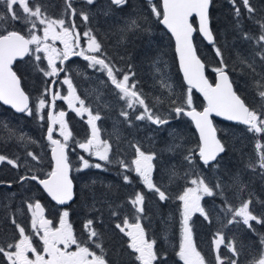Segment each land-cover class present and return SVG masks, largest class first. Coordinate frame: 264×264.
I'll use <instances>...</instances> for the list:
<instances>
[{"label":"snow or ice","instance_id":"obj_1","mask_svg":"<svg viewBox=\"0 0 264 264\" xmlns=\"http://www.w3.org/2000/svg\"><path fill=\"white\" fill-rule=\"evenodd\" d=\"M85 2L88 5H93L96 3V0H85ZM127 3L128 0H110V4L116 6V8H122ZM230 3H232L234 8L235 27L239 29L243 19L241 7L237 4V0H230ZM241 4L246 9L248 18L255 20L259 25V34L253 36L248 32L241 33L244 40L253 42L254 48L248 56H242L237 52V60L232 65L227 63L225 57L227 43L224 48H221L217 44L210 28L209 8L211 0H163L162 14L155 6L152 7V12L157 18H160L162 15L161 22L171 32L172 36L175 37L180 67L188 85L187 107L191 108L193 104L191 95L193 88L202 93L204 100L207 102L202 111H186L182 105L177 104L176 99L167 100L171 105L169 111L174 112L176 118H179L183 114L190 116L195 122L200 140L198 155L205 167L211 165L212 168H219L218 162L215 164H212V162L217 161L220 154L226 151L225 144L217 138V130L213 126L212 121L213 115L243 124L247 126V130L251 133H264V18L255 19L254 13L256 9L250 4V0H241ZM0 5H3L6 9L5 13L0 14V20L21 21L25 25H28L27 31L29 33L26 37L21 32L13 29L6 30L3 34H0V101L5 105H11L17 112H25L27 110L29 115H33V111L28 108L29 98L21 90L20 80L12 70V64L18 57L33 56L38 62L46 59L47 68H40V70L44 72L45 76L58 77L61 72L66 70L63 67L58 68L57 61L59 60L60 64L63 65L70 55H80L89 61V67L96 69L99 66L97 70L106 74L108 80L118 90L119 99L125 101L126 108L136 113L134 118H130L128 110H121L120 115L129 127L133 126L134 121L146 120L158 127L169 123L168 117L162 116L154 111L152 106L145 103L143 94L135 90L136 82L129 84L131 77L135 75V72L132 71V66L128 65V70L125 71L114 64L104 51L102 43L92 34L91 29L83 33V36L87 39V48L78 53L74 51L75 48L80 47L81 34L76 31L77 25L75 19L67 23L64 18L65 16L72 18L77 16V10L73 7L72 0H64V14L60 18L50 17L46 12L45 6L39 0H31V3L30 0H0ZM21 10L22 15L20 14ZM79 16L85 23L89 22L87 12L81 11ZM193 16L198 18L199 32L213 45L215 55L218 57V66L212 69L217 75L215 86L210 84L205 77V65L198 58L193 47L192 36L196 30L191 22ZM141 27L137 18H129L120 29L122 34L121 39L124 38L125 34L135 33ZM38 31H42L43 36L38 35ZM49 40L52 41L51 44L48 43ZM56 41H59L63 45V50L55 47ZM41 52L44 53L43 57L36 55V53ZM88 53L92 54L89 55ZM237 64L240 66L239 70L241 73L248 70L247 74L253 77L252 87L255 91V97H258V102L255 97L253 99V103L256 104L255 107L250 106L233 89V81L230 79V75L232 72L237 71ZM37 67L39 68L40 65L38 64ZM118 75L122 76V79L118 78ZM52 83L55 84L56 81H52ZM62 83L68 86V96L63 98L68 100L70 105H72L73 100H78L80 107L74 110L78 115H82L83 113L88 114L87 123L91 128V136L85 142L78 143V147L87 152L89 156H94L98 161L103 162L93 164L81 156L83 168L94 167L107 170L105 165L113 162L110 158L113 144L108 139L102 140L100 137L101 130L96 124V121L101 119L100 112L97 111L93 114L91 108L85 106V101L75 95V88L69 77L65 76ZM101 83H104V81H101ZM162 83H164L171 96V85L166 82ZM45 91L47 92V89ZM58 98H60L59 93L53 94V101ZM155 101L156 103H165L162 97H156ZM45 104V99L40 98L35 112L39 114L45 107ZM137 105L143 110L137 111ZM64 116L65 112L61 111L57 121L61 126V135L65 138L64 143L53 139L52 128H48V139L55 146L52 148L54 160L52 170L47 173L45 178H41L38 175L21 178V183L24 179L34 180L39 183L48 196L61 205L71 201L74 196L73 182L69 176L70 164L68 156L65 153V149L68 147L67 140L71 133L64 131L66 127L63 119ZM20 139H24L23 135L20 136ZM132 147L135 149V155L131 160V164H126L123 160L119 161L124 171H134L140 177L143 185L149 191L156 193L161 202L170 199V195L167 194L166 190H162L163 186L155 183L153 180V172L155 170L153 161L156 159V153L143 151L139 144H132ZM179 148H181L180 144H173L168 150L174 152ZM255 148L258 160L256 163H249L247 167L253 171L259 168V174L264 177V144L258 141ZM117 151H119L118 146ZM27 155L32 160L39 162L38 156L32 152H28ZM183 159L189 165L194 163L191 150L183 154ZM4 161H7L14 168L19 167L17 160L9 159L5 155L0 154V162ZM185 177H189L186 183L192 186L185 187L182 193L175 197V199L181 202V238L177 255L183 261V264H206L205 257L197 251L193 241L192 227L189 221L192 215L198 212L205 220L211 222L208 213L201 205V200L204 196L211 197L214 195L220 196L223 201L220 211L227 218L223 225L224 228L234 223H242L251 232L259 236V244L261 246L259 254L252 258L250 264H264V233L258 232L250 223V221H255L256 224H264V214L256 215L250 210L252 199L243 200L239 206L234 207L225 192V188L230 187V185H225L220 179H217L215 185L210 186L206 182L205 177L200 173H196L195 178H190L189 172H185L184 177H181L180 170L176 165H173L169 171V184ZM123 179L125 183L131 182L128 176H124ZM232 179L234 183H239L238 176ZM243 190L244 186L241 184L240 191L242 192ZM92 199L94 201L93 207H95L96 202H103L102 200L97 201L94 193L92 194ZM144 199V194L137 192L134 198H130L129 200L136 213L141 215L144 212ZM27 206L29 210H32V228L37 233L41 230L43 231V235L40 237L43 242V254L33 246L30 236L25 234L24 227L13 218L11 222L18 230L20 239L18 242H9L6 246L0 245V254L7 260V264H110V261L106 258L105 250L99 242L100 234L92 227V219L87 220L85 224V229L88 233L87 241L91 242L95 249L100 250L99 254L87 245L82 246L81 242L74 235L72 226L67 222L68 211L63 212L58 228L50 227L52 221L43 218L40 219V226L38 228L37 215L41 211V205L39 202H36L34 204L29 203ZM117 214L116 211L112 212L113 216ZM135 219L137 222L130 224L128 219L125 218L123 226L118 223L116 227L130 238L128 248L131 250V253L135 254V259L139 261V264H154L158 258V253L154 250L156 242L155 240L150 241L146 239L145 230L138 222L140 216H136ZM125 229L129 230L125 231ZM213 244L216 264H242L240 257L242 255L243 244L235 237L226 240L225 233L218 231L214 237ZM73 245L76 246V250L69 252L68 249ZM221 247L226 249L227 253H231V255L222 253ZM28 253H32L34 259H30Z\"/></svg>","mask_w":264,"mask_h":264},{"label":"trees","instance_id":"obj_2","mask_svg":"<svg viewBox=\"0 0 264 264\" xmlns=\"http://www.w3.org/2000/svg\"><path fill=\"white\" fill-rule=\"evenodd\" d=\"M41 4H43L46 8L47 14L52 17V18H60L64 12V0H39ZM105 4H109V7L111 8V12L115 16H120V17H125L127 15L134 14L133 12L136 11V16L140 21H144L145 23H142L143 27H149L151 28L152 26L157 27L159 31H164V38H167V42H164L163 44L160 43L159 39L152 40L155 44L150 50H146L147 44L151 39L147 40L144 35H140V39H138V91L143 94V97L145 98V103L148 104L149 106H152V102H154L155 98L158 95V91L156 88V83L157 80H153L152 76H148V73L140 70L141 64H147L149 65L150 63H153L155 61H161L163 62L164 60H167L171 62L172 65V70L175 76V79L177 82H179L180 89L182 92L188 91V88L185 86L182 76L180 74L175 52H174V42L170 35H168L165 30L161 28L160 25V18H157L156 15L152 12V7L155 6L159 12L162 14V7H161V2L160 0H155L152 3L146 2L145 0H128V3L123 6L122 8H116V6L111 5L109 0H103ZM31 3V0H30ZM73 7L75 9H79L77 11V17L82 21L83 28H85V25H88V23H85L79 16V13L83 11V8L81 7L80 0H72ZM237 4L240 5L241 7V14H242V22H241V27L237 29L235 27V16H234V8L232 3H230V0H212V7H211V24H212V30L215 35V39L217 44L221 47L224 48L225 44L227 43V48L225 50V57L226 61L229 65H232L234 61L237 60V52H239L242 56H248L253 48L254 44L252 41H246L242 38L241 33L242 32H248L249 34L256 36L259 34V25L255 22L253 19L248 18V13L246 9L243 8L241 4V0H237ZM250 4H252L256 12L254 13L255 19L259 20L261 18H264V0H250ZM99 5L98 3L95 4V6ZM133 7H138V15H137V9H133ZM97 11V10H95ZM133 11V12H132ZM6 12V9L4 8L3 5H0V14H3ZM96 13V12H95ZM22 15V10L20 12ZM66 17V16H65ZM70 17V16H69ZM101 21V19H100ZM148 22V23H146ZM102 24V21H101ZM123 24V23H122ZM147 24V25H146ZM193 24L196 25V21L193 20ZM97 27V25L95 24ZM119 23L115 22V25H113V28H111V35L110 37V42L112 49H114L117 52H122L121 48H117L115 45L114 41L117 35V29L119 28ZM28 25H25L21 21H11L10 19L8 20H0V34H3L6 30H17L21 32L23 35L28 36V31H27ZM104 29L103 27L101 28V34L103 39L105 38L104 35ZM116 37L114 38V36ZM142 43L144 44L142 45ZM195 44L198 50V54L204 61L207 67V72L210 80L212 82L215 81V73L212 70L214 67L218 66V57L215 55V49L213 46L207 45L200 35L197 33L195 36ZM154 57V58H150ZM32 57L24 60L23 62H19L15 66V70L20 76L22 80V85L25 89V91L30 95L32 99V111L33 115H26V114H15L12 110L2 106L0 104V154L5 155L9 159L17 160V163L19 167L14 168L12 165L8 164L7 161L0 162V171H2L5 176L0 174V182L3 179H12L13 180V186L12 190L13 191V198L15 200V197L18 200L16 201V204L19 205L23 200H27L29 198H33V200H42L44 202V205L50 204L53 207H56L49 199L48 196L39 188V186L32 180L30 179H24L23 182L21 183V178L23 177H30L32 175H38L41 178H44L47 176V173L52 170V162L50 158V153L48 154L49 158V164L48 168L45 171L38 172L37 170H32L29 162L25 161V158L28 156L27 155V150L25 149L24 144L21 143L20 141V136L23 135V137H26L31 134H36V131L34 128H39L38 126L41 127V140L44 144L50 146V144L47 141V131L49 128V121H48V106H46V111L44 115H42V119L39 120H44V122H39V120L36 117L35 113V104L37 102L36 96L38 95L39 92V84H34V71L31 69L29 65V60ZM150 58V59H149ZM159 63V62H158ZM144 67V66H143ZM240 66L237 64V71L231 73V79L233 81V84L235 85V90L236 92L243 97L246 102L250 105L255 107L256 104L253 103V99L255 97V91L252 87V82H253V77L248 73V70H245L244 73H241L239 70ZM26 80H28L30 86L27 84ZM47 85V84H43ZM44 88V86H43ZM42 96L46 98L47 103L50 102V92L49 93H42ZM185 94H183V99L182 101H179V103L182 105L184 108L187 107L186 99L184 97ZM191 95L193 99V104L192 108L196 109H202L204 108L205 104L202 98L197 95L194 91L191 90ZM159 96V95H158ZM255 99L258 102V97H255ZM61 102H57V107H59ZM65 104V103H64ZM142 109V108H141ZM63 111L66 112V121L68 123V128H69V133L71 135L69 136L67 140V145L70 154L72 153L75 155L78 153V148L76 145V140L80 141V137L82 134L86 133V128L87 125L83 122H79L75 120V116L73 114V110L69 111L68 107H64L62 109ZM183 121V122H182ZM174 123L180 125L181 123L192 129L194 132V128L192 126V123L184 116L182 115L181 118H176L174 117L173 120ZM7 125V127H5ZM162 128V126L159 128V130ZM37 130V129H36ZM159 130L157 132L159 133ZM243 129L238 128V132L242 131ZM241 133V132H239ZM238 133V134H239ZM243 134L247 135V132L243 130ZM9 135H13L14 137L12 139H7ZM240 136V134H239ZM238 136V137H239ZM248 136V135H247ZM76 139V140H75ZM20 141V143H19ZM226 142V141H224ZM227 143V142H226ZM229 144V143H228ZM146 149V147H144ZM197 147L193 144V150H196ZM230 146L228 145V149L225 152V154L221 157V159L218 161L219 163V168H212L211 166L207 168H202L203 171H205L208 175V177L212 179L211 183L214 186L213 182L216 183L217 179H220L223 181L225 178L228 177V173H231L232 175L235 174L234 176H239L240 179L245 180L244 182H241L242 185L245 184L247 190L246 193L247 197L256 194L257 198L252 199V204L250 205V210H254L256 212V208L258 207L259 209L264 208V177H262L259 173L260 170L259 168L256 169V171H253L251 168L247 167L249 163H256V160H253L252 162H249V155L248 151H251L252 149H241L238 146L239 153L235 150L234 152L229 151ZM149 153H158L155 148L149 147L147 149ZM252 153H256V148L252 150ZM196 161V157H195ZM115 165H118L119 162H114ZM198 164V159L197 163ZM154 165H155V170L153 172L155 183L162 185L163 189L164 185H168V178H162L165 173L162 170L163 175L160 173L159 168H160V162L158 160V157L156 155V159L154 160ZM108 166V165H105ZM120 164L118 165V167ZM108 170L110 171L109 174L115 173L116 170L112 166H108ZM26 169V174L24 173ZM238 168H240L238 170ZM243 168V170H242ZM246 168V169H245ZM188 171H195L194 169L191 170L189 166H186L185 168ZM114 170V171H113ZM241 171V173L239 172ZM216 174H215V173ZM1 173V172H0ZM110 174V175H111ZM104 173H101L102 178L99 180H105V176H103ZM114 179H117V175H111ZM191 177H194L192 175ZM72 178L75 183V187H77V181H76V174L74 171H72ZM163 179V182L161 181ZM206 181L210 182L209 179L205 178ZM111 181H115L112 178H110ZM134 180H138V192H141L144 194V212L143 214H139L140 219L139 223L141 226L144 228L145 233L147 235V238L149 236L150 239L148 240H155V246L154 250L158 253V258L154 262V264H183V262L180 261L177 252L179 251V248L177 246V241L180 239L181 235L179 234V230H181V207H180V202L175 199V195H170L171 193L175 194L173 192V189H168L167 188V194L170 195V199L161 202L158 198V195L152 191L147 190V188L143 185L141 182L140 178L134 177ZM233 181V180H232ZM106 190H112V185L105 181L101 182ZM225 184V183H224ZM228 184V183H227ZM225 184V185H227ZM210 184V186H212ZM86 187V183L82 184V188L84 189ZM184 188H176V191L178 194L181 190ZM231 189V188H230ZM93 193L96 195V189L93 188ZM232 190L236 191V188H232ZM79 191V197L77 196V192ZM215 191V189H214ZM232 191L229 192V189L225 188L226 195L230 201V203L235 207L239 206V204L243 200H247L249 198H243V199H238L236 196V192ZM127 193V192H125ZM135 190L132 194L134 195ZM36 194V195H35ZM6 194L3 196V189L0 188V245H5V242L3 241V234H6V231L9 229H14L15 225L12 224V219L14 218L17 220V212L19 208H13L12 207V202L10 206L8 203H4L6 199ZM111 196L113 195H104L101 197L99 195V199L103 200V197L106 201L111 203L109 207H112L114 211L119 213L120 211L122 212L120 215H123V209L126 205L129 204L130 194H124V199H120L119 201H116V199H113ZM83 194H82V189L79 188L78 184V190L75 189V200L71 205L65 208H59L63 209L69 212V223L70 225L79 229H85V224L87 220L92 219L93 220V225L92 227L100 234V239L99 242L102 244L105 253H106V258L110 261V264H139V261L135 259V254L131 253V250L128 248V243H130V238L126 236L123 232L120 231L116 227V224L118 221H114L115 219L111 216L112 213L107 211L106 214L108 215V218L103 221V219L100 217L98 218H91L95 213H102L99 212L101 208L104 210L105 204L102 206H98L97 210L90 213L87 210L85 211L83 206ZM33 203V202H32ZM115 203H118L119 206H122V208L115 207ZM123 204V205H122ZM223 205V201L220 196L214 195V196H206L204 200V208L205 211L208 213L210 221L205 220L199 213L194 214L190 220V225L192 227V234H193V239L195 241L196 248L200 252V254L205 257L206 264H216L215 261V251H214V244L213 240L218 231H223L225 234L228 232L229 235H225L226 240L231 239L235 237L239 242L243 244V250H242V255L240 257L242 264H250L252 258L254 256H257L259 254V249H260V244H259V236L251 232L247 226L243 225L242 223L240 224H232L231 228L227 230V228H224V226L219 225L217 226V221H216V215L220 213V217H222L225 222H226V217L224 216V213L220 211V206ZM117 206V205H116ZM172 207L174 212L172 213L169 209ZM92 209V207L90 208ZM28 210V208H26ZM20 211V210H19ZM51 212V210H50ZM52 213V212H51ZM264 213V211H262ZM119 215V216H120ZM138 215L133 214H125L123 216H126L128 219H130L129 223H135L137 222L135 217ZM157 215H162L163 217L165 215H172L174 218V224L175 228L174 231H178V233H175L174 238V243H173V248L175 245V248L173 250H170V245L167 244V242L163 239L164 230L163 227L161 226L159 221H152V218L156 219ZM122 216V217H123ZM75 217V220H74ZM99 217V216H98ZM180 217V221L178 220L177 223V218ZM119 218V217H118ZM239 219V218H237ZM28 220H25L24 226L25 228H28L26 225ZM149 221V223H148ZM250 223L253 225L254 228L258 230L260 233H264V224H256L255 221H250ZM11 224L13 226H11ZM219 224V223H218ZM78 225V226H77ZM73 229V228H72ZM153 229V231H151ZM127 231V230H125ZM87 232V231H86ZM87 236L88 233L85 235V237H81L84 240L81 243L82 245H87L90 246V248L94 249L97 253H99V249H95L94 245L91 244V242L87 241ZM206 245H209L211 250L209 249L207 251ZM221 252L222 253H227V250L221 247ZM227 255H231V253H227ZM3 260L2 254H0V264H3L1 262Z\"/></svg>","mask_w":264,"mask_h":264},{"label":"rangeland","instance_id":"obj_3","mask_svg":"<svg viewBox=\"0 0 264 264\" xmlns=\"http://www.w3.org/2000/svg\"><path fill=\"white\" fill-rule=\"evenodd\" d=\"M97 3H98V0H96L95 4H97ZM95 4L88 5L87 3H85V7L81 6L83 8V11L87 12L89 15V23H88V25H85L86 30H88L90 22H93L94 25L96 24L98 27L102 28L101 21L103 22L105 19L107 21V23L109 22V27L113 28V25H115V22L117 20V22L120 25L119 28L117 29V33L119 35H117V37H116V35L114 36V38L116 37L114 43L117 46V48L123 49V48L133 46L134 42H136L138 39H140V35H144L145 38H147V40L151 39L148 43H146L147 44L146 50H150L154 46L155 43L152 40L156 41V39H159L160 43H162V44L164 42H167V38H164V31H159L158 28L154 27V26H152L151 28L143 27L142 23H145V22L140 21L138 19V17L136 16V11L135 12L132 11L134 14L130 13L129 15H127L125 17H120V16L113 15L111 12V8L109 7V4H105L103 2V0L99 1V3H98L99 5L95 6ZM135 8H137V7H133V9H135ZM95 10H97V11H95ZM62 11L64 12V10H62ZM137 15H138V12H137ZM66 17H69V16H66ZM131 17L137 18L142 27L140 30L136 31L135 33L125 34L124 38L121 39L122 34H121L120 29L124 26L126 21H128L129 18H131ZM100 19H101V21H100ZM146 23H148V22H146ZM37 34L42 36L43 32L38 31ZM125 38H128V39L126 40ZM129 38H131V39H129ZM143 44L144 43H142V45ZM146 44H144V46ZM150 58H154V57H150ZM119 64L124 66V64H128V63L127 62H121ZM172 65L173 64L167 60H164L163 62L158 60V61H155L153 63H150L149 65L141 64V66H140V70L148 73V76H150V77L152 76V78H154L153 80H157L156 88H157V91L159 92L158 93L159 96L157 95V97H162L165 100V103H162V104L156 103V101L154 100V102H152L153 110L158 112L162 116L168 117V119H171V118L174 119V117L176 115L174 112L169 111L171 105L167 102V100L174 98V99H176L177 103H179V101H182V99H183V94H185L184 95L185 98H187V95H188L187 90L184 92L181 91L179 82H177L175 79V76H174V73L172 70L173 69ZM28 66L29 65H27V68H28ZM67 77L70 78V75H67ZM75 77H76L75 82H77V83H74V79L71 78L72 83L74 85H76V88L74 87L75 88V95L77 97H79L80 99H83L85 101V106L90 107L92 111H93L92 107H94L95 109H98V111L101 112V120H99V121H101L100 128L104 132L103 133L104 135H102L100 137L102 140L108 139L109 142L113 144V148L115 149V151L117 153H119V154L116 153L117 155L112 154L113 162L115 161V159L119 158L120 161L123 160V161H125L126 164L130 165L131 160L134 158V155H135V153H134L135 150H134V147H132V144H139L141 149L145 152H149L147 149L149 147L150 148L153 147L158 152V153H156V155H157L158 160L160 162V168H159L160 173L163 175L162 170L165 173H167V175L165 174L162 178H165V177L168 178L170 169L172 168L173 165H176L180 170V176L181 177H184L185 172H189L190 178H195V174L200 173L202 176L209 179L210 182H208V181H206V182L209 183V185L210 184L212 185L211 177L210 178L208 177L207 173L205 171H203L202 168L199 166V163L195 164V163H197L198 158H196V161H195V158H193L194 163L192 165H189L187 163V161H185L183 159L184 153H188L191 150L192 157H193V153H194V150H193L194 137L192 135V132H194V131L192 129H190L189 127H187L186 125H184L185 123L184 124L181 123L180 125H178V124L173 122L170 124L162 125V128L159 130V128L154 126L150 121H146V120L145 121H134L133 126H131V127H138V136L136 137L133 134H131V136L129 137L127 135L129 133L125 132L124 133L125 138L128 140V141H126L127 146L124 147L122 145H119L117 138H119V137L121 138V136H122L123 131H122L121 127L124 130L126 129V127H129L128 124L124 121V118L120 117L121 116L120 112L122 109L128 110V111H130L131 109L126 108V104L124 105L123 100L119 99L118 93L115 92L114 89L111 88V89H109V92L108 91L106 92V88L104 87L105 81L103 80V77H101L97 74L94 75V73L90 74L89 72L88 73L87 72L78 73V74H76ZM55 78H58V77L46 76V78H45L44 75L39 74L38 69H36L34 71V80H35L34 84L40 85L38 95L36 96L37 102H36L35 106H37L38 100L40 98H44L40 92L44 93V92H46L45 91L46 88H48V87H46L44 90L43 86H45V85H43V84L44 83L48 84L51 82V79H55ZM64 78H65V76L63 77V79ZM101 81H104V83H101ZM26 82L29 86L31 85V84H29L28 80H26ZM162 82H166L167 84L171 85V87H172V95L171 96L169 95L168 89L164 86V83H162ZM49 92L50 91L48 89L46 93H49ZM50 94H51V92H50ZM59 95H60V98H58V100H60L62 102L66 101L68 103V106H69V111L73 110L76 114L77 112L74 109H77L80 107L78 100H73L72 105H70L68 100L63 98V97L68 96V87L65 88L64 90L60 91ZM44 99L46 101V98H44ZM116 101L119 102L117 105L115 103ZM113 102H114V105H113ZM76 103H78V104H76ZM46 106H48V110H49L50 102L47 103V101H46L45 107L40 111L39 114H37L35 112L38 120L43 118L42 115H44V113L46 111ZM35 109H36V107H35ZM142 110L143 109H141L138 106V111H142ZM83 114H85L86 116L88 115L87 113H83ZM118 115H120V116H118ZM132 118H134V116ZM58 119H59L58 113H56L54 121L56 123V126L61 128L60 124L57 122ZM39 122L43 123L44 120H39ZM64 122H65V119H64ZM65 125L67 126L66 122H65ZM38 127L39 128H34V130L36 131V134L28 135V136L24 137V139H20V141L22 144H24L23 147H25L27 152H32L34 155L38 156L39 162L32 160V158L30 156H27L25 158V161L29 162L32 170H37L40 173L42 171H45L48 168V164H49L48 154L50 153L51 145L48 146L42 142V140H41V130L42 129L40 126H38ZM65 129H66V127H65ZM67 130H68V128H67ZM157 130H159V133L157 132ZM132 131H134V130H132ZM239 132H241V133H239ZM239 132L238 133L240 134V136L237 133V134H235L236 137H233L232 139L230 137H228V133L227 134L225 133V135H227V137H228V143L230 146L229 151L234 152L236 150L237 153H239V150H241V149H243V150L249 149V148L252 149V145L254 144L255 139L253 137L249 136L248 133H247L248 136L244 135L243 130L239 131ZM81 136H84V134H82ZM237 136H239V137H237ZM13 137H14L13 135H9L7 137V139H12ZM79 139H81V137ZM135 139L138 142H134ZM20 141H19V143H20ZM256 143H257V141L255 142V145H256ZM173 144H180L181 148L177 149L174 152L169 151L168 150L169 147ZM117 146L119 148V151H117ZM238 146L241 149H238ZM144 147H146V149ZM79 149L80 148H78V150ZM252 152L253 151L251 150V151H248V153H246L247 155H249V157H248L249 162H252L253 160H256V161L258 160L257 152L255 154ZM84 154H85V156H87V159L89 160L90 163H93V164L94 163H103L102 161H98L94 156H89L87 152H84ZM78 163H80L81 167H83V163L79 157L76 159V163H75L76 167L79 168L80 165H78ZM153 164H154V161H153ZM111 166L114 168V170H116V174L114 172L111 174V175H117L116 181L113 182L110 180V178H112V176L110 174L106 175L104 178L105 180H103V181L109 182L112 185V188H113L112 190H110V189L106 190V188L103 185H101V183H97L99 181V179L102 178V176H100V178L98 179V176L94 175L95 173L94 174H88V175L87 174H79L82 176H89V177H85V178L83 177V179L85 180L84 182H86V187L84 189L82 188V194H83V197H82L83 206L82 207L84 208V210L85 211L87 210L88 212L92 213L98 209L97 208L98 206H100V205L102 206L103 204H105L104 210L101 208V210L99 211L102 213H95L91 218L94 217L95 219L96 218L99 219L101 217L103 219V221H105L108 218V215L106 214V212L109 211L112 213L114 211V209L112 207H109L111 205V203L106 201L104 199V197H103V200L101 199L103 201L102 203L96 202L95 207H93V203H94V201L92 199V194H93L92 189L93 188H95L97 190L96 191L97 201H101L99 199V195L102 197L103 194L104 195H108V194L113 195L111 197L113 199H116V201H119L120 199L121 200L124 199L123 198L124 194H128V192H129L130 197H131L134 190H135V186H133V187L127 186L126 189H123L122 184H124L123 183L124 179L122 180V177L127 176L129 174L130 175L129 178H133V179H134V177L140 178L136 175V173L134 171H124V169L121 166L119 168H121L122 171H120L118 166L115 164L113 165V163L111 164ZM186 166H189V168H191V170L194 169L195 171L190 172V171L186 170L185 169ZM91 168L94 169V167H90V169ZM26 169L27 168H25V171H24L25 174H26ZM239 169L240 168H238V170ZM84 170H87V169H84ZM242 170H243V168H242ZM87 171L89 172V170H87ZM0 172H1L0 173L1 175L5 176V174L2 171H0ZM239 172L241 173V171H239ZM154 175H153V180L155 182ZM192 175H194V177H191ZM234 175L235 174L232 175L231 173H228V177L222 181L223 183H225V184L228 183L227 185H230V187H226L227 189H229V192L232 193V191H235V190L231 191V189L236 188L235 192H236V196L238 197V199H243V198L254 199V198H257L255 193H254V195L247 197L248 192L246 193L247 188H246L245 184H243L244 190L241 192L240 191V185L242 184L241 182H244L245 180L240 179V175L239 176L237 175L239 177V183H234L232 181L233 180L232 178L236 177ZM188 178L189 177L178 179L174 183H171V184H169V180H168V182H167L168 185L167 186L164 185L166 192H167V188L168 189L174 188L173 192L175 194L171 193L170 195H173V196L175 195V197H176L177 195H179L178 192L176 191V188L180 187L182 189L185 187L192 186V185L186 183ZM161 181L163 182V179H161ZM87 182H90L91 184H88ZM1 183L4 184L3 186L0 187L3 189V196L5 194L7 195L4 203H8L9 204V205H7V207H8V206H10V204L12 202L13 203L12 207L13 208H19V210H20V211L18 210V212H17V217H16L17 220L16 221L23 223V222H25V220L28 217L26 226L29 229L34 230L32 228V224H31L32 210H29L27 205L29 203H32V202L34 204L36 200H33V198H29L25 201L23 200V202H21V204L17 205L16 201L18 200V197H17V199L15 197V200H14L13 191H11L12 189L5 187L8 185H11L13 183V180L5 178L0 182V184ZM213 184L215 185L214 182H213ZM162 190H164V189H162ZM124 192H127V193H124ZM179 193L181 194L182 190ZM134 196L135 195H133L132 198H134ZM205 198H206V196H204L203 199L201 200L202 207H204ZM115 204L117 205V206L115 205V207H118L120 209L122 208V206H119L118 203H115ZM180 204H181V202H180ZM91 207H92V209H90ZM26 208H28V210H26ZM169 210L170 211L172 210L171 211L172 213L174 212L172 207ZM121 213L122 212L120 211L115 216L111 215L115 219L114 221L117 220L118 223L121 224V226H123V220L125 218H127L126 216H123L126 213L128 215L131 213V214H133V216L138 215V213H136V211L133 208L131 203L124 207L123 215H120ZM194 214H196V213H194ZM194 214L192 216H194ZM130 219H132V217ZM130 219H128V221H130ZM178 220L180 221V217L177 218V223H178ZM152 221H154V222L159 221L160 222L161 226L163 227L164 234H165L163 236V239L167 242V244H169L171 246L170 250H173L175 248V245L173 248V243L175 241L173 237H175V233H178V231H174L175 224H174V218L172 217V215H168V216L165 215L164 217L162 215L161 216L157 215L156 219L153 216ZM216 221H217V223H216L217 226H219V225L222 226L225 223V220L222 217H220V213L216 215ZM148 223H149V221H148ZM189 223H190V221H189ZM37 227L39 228V218L38 217H37ZM13 228L15 229V227H13ZM230 228H231V225H229L227 227V230H229ZM125 230L128 231L129 229H125ZM151 231H153V229H151ZM179 234L181 235V230H179ZM225 235H229V233L227 232ZM9 236H12V234H10V232H6L5 237L8 238ZM146 239H150L149 236L147 238V235H146ZM193 241H194V239H193ZM194 243H195V241H194ZM179 244H180V239L177 241L178 248H179ZM197 248H198V246H197ZM206 248H207V251L209 249L211 250L209 245H206ZM181 262H183V261H181Z\"/></svg>","mask_w":264,"mask_h":264},{"label":"flooded vegetation","instance_id":"obj_4","mask_svg":"<svg viewBox=\"0 0 264 264\" xmlns=\"http://www.w3.org/2000/svg\"><path fill=\"white\" fill-rule=\"evenodd\" d=\"M99 1L100 0H98V3H99ZM85 3H86L85 0H80V4H81L82 7H85ZM136 9H137V12H138V7ZM77 11H79V9H77ZM64 18L66 19V22L67 23H70L72 19H75V23L77 25L76 31H78L81 34L80 47L75 48L74 51L78 53L81 50L86 49L87 48V39L83 36V33L86 31V27L82 29V27H83L82 21L77 16L74 17V18H72V17H70V18L69 17H64ZM101 25H102V27L104 29V31H103L104 32V35H105V38L104 39H103L104 36L102 37V34L100 32L101 31V27H98V26L96 27L93 24V22H90L89 27H88V30L91 29L92 34L95 35L97 37L98 41H100L102 43V46H103L104 51L108 54L109 58L112 60V62L114 64H116L118 67L121 66L120 68H123L125 71L128 70V65H131L132 66V71L135 72V75L131 77V79L129 81V84H131L132 82H136V89L135 90L138 91V40L136 42H134V45L133 46H130V47L121 49L122 52H117L114 49H112V46H111L110 37H112V35H111V27H109V22L107 23V21L104 19V21L102 22ZM42 36H43V34H42ZM125 39L127 40L128 38H125ZM129 39H131V38H129ZM48 43L51 44L52 41L49 40ZM32 47H35V46H32ZM55 47H57L58 49L63 50V45L59 41H56ZM88 54L91 55L92 53H88ZM36 55H40V56L43 57L44 56V53L43 52L36 53ZM30 57H32V58L29 60V67H31V69L33 71H35L36 69H38L39 70V74L40 75H44V72L41 71L40 68H44V69L47 68V60L44 59L42 62H38V61H36L34 59L33 56H27L24 60H26V59H28ZM121 57H122V59H121ZM23 61H20V62H23ZM121 62H127L128 64H124V66H122L121 64H119ZM38 64L40 65L39 68L37 67ZM57 67L58 68L59 67H63L66 71L61 72L60 75L58 76V78L51 79V82L44 86V90H45L46 87H48L46 89L47 90L49 89V91L51 92V94H52V92L54 94L59 93L60 91H62L65 88L68 87L66 84H63L62 83V80H63V77L64 76L70 75V79L73 78L74 79V83H77V82H75V78H76L75 76H76V74L81 73V72H87V73L89 72L90 74H93L94 73V75L97 74V75L103 77V80L105 81V86L104 87L106 88V92L107 91L109 92V89L112 88V89H114L115 92L118 93V90L115 89V86L111 84V82L108 80L106 74L103 73V72H101V71H98L97 70L99 68V66H97L96 69L90 68L89 67V61L85 60L80 55H70L69 58L64 61L63 65H61L60 64V61L58 60L57 61ZM45 78H46V76H45ZM118 78H121L122 79V76H119L118 75ZM52 81H56V83L53 84ZM73 87L76 88V85L73 84ZM57 102H61L63 104H61L59 107H57ZM115 103L117 105L119 102L116 101ZM123 103L125 105V101L124 100H123ZM76 104H78V103H76ZM113 105H114V102H113ZM65 106L69 108L68 103L66 101L65 102H62V101H60L58 99L55 100V114L58 113V117H59V113L61 111H63L62 109ZM92 108H93V111L92 112H93V114H95L98 111V109H95L94 107H92ZM191 108H187V109H191ZM187 109L185 108V110H187ZM202 109H200V110H202ZM137 111H138V105H137ZM63 112H65V111H63ZM129 112H130V118H132L136 114V113L132 112L131 110ZM55 114H54V120H55ZM73 114L75 116V118H74L75 120H77L79 122H83V123H85V125H87V127H85L86 128L85 129L86 130V133L84 134V136H81L80 141L75 139L76 140L75 147L77 146V148H79L78 147V143L85 142L87 138H90V136H91V128H90V125L87 123L88 115L87 116L85 114L78 115L77 113H76L77 114L76 115L74 111H73ZM100 115H101V112H100ZM118 116H120V115H118ZM181 116L179 118H181ZM120 117H122V116H120ZM63 119H65V122L67 124L66 129H64V131L69 132V128H68L69 126H68V123L66 121V112H65V116H64ZM173 120L174 119H172V118L169 119V123L168 124L173 123ZM100 123H101V121H96V124H97L98 128L101 130ZM214 123H215L216 129H217V132H218L219 139L226 146V151H227L228 145H229L228 144V137H230L231 139L233 137H236L235 134L238 133V128H241V129L245 130L249 134V136H251V137H253L255 139L254 140V144L252 145V150L255 149V142L256 141L257 142L259 141L261 144H264V133H259V134L251 133V132H249L247 130V126H245V125L235 124V123L227 122V121H224V120H214ZM154 126H156V125H154ZM192 126H193V124H192ZM156 127H158V126H156ZM160 127L161 126H159L158 128H160ZM67 128H68V130H67ZM193 128H194V126H193ZM121 129H122L123 133H122L121 138L120 137L117 138L118 144L126 147L127 146L126 141H128V140L125 138V134L124 133L125 132L129 133V134H127L129 137L131 136V134H133L134 136L137 137L138 136V127H126L125 130L121 127ZM132 130H134V131H132ZM194 130H195V128H194ZM103 133L104 132L101 130L100 131V136L104 135ZM225 133L226 134L228 133V137H227V135H225ZM192 135L194 137L193 144L195 145V147H197V149L194 150L193 158H195V157L198 158V163H199V166L200 167L202 166L203 168H207V167H205L201 163V161L199 159L198 146H199L200 140H199V137H198L196 131L195 132H192ZM53 137L56 138V139H58V140H60L61 143H64L65 142L64 136L61 135V128L57 127L56 126V123H55V126H54ZM46 138H47V136H46ZM224 141H226L227 143L224 142ZM134 142H138V141H136V139H135ZM66 151L68 153V158H69L70 165H71V172L74 171L75 174H76V181H77V185L76 186L77 187H75V189H77V190H78V184H79V188L82 189V184L86 183V182H84L85 180L83 179V177L84 178L85 177H89V176H82V175H79V174H87L88 175V174H94L95 173L94 175L98 176V179H99L100 176H101V173H104L103 176L109 175V172L110 171L108 170V168H109L108 166H111L112 163L114 165V162H119L120 161L119 158H117L111 164H107L108 166H105V168L107 170H101V169H97V168H94V169L91 168L92 169L91 170L90 168H86L87 170H89V172H88L87 170H84L85 168L81 167V164L80 163H78V165H80L79 168L76 167V164H75L76 163V159L78 157L80 158L81 156H83L85 159H87V156H85L83 150L79 149L78 150V153H76V155H73L72 153L70 154L68 147L66 148ZM225 152H224V154H225ZM116 153L117 152L113 148L112 149V152L110 153V158L112 159V154H116ZM134 153H135V151H134ZM117 154H119V153H117ZM221 157H219L215 163H217L221 159ZM215 163H213V164H215ZM120 166H121V164H120ZM77 169H82V170H79L78 171ZM119 169H120V171H122L121 168H119ZM127 176L129 177L130 175L128 174ZM112 179L116 181V178L114 179L112 177ZM129 179L131 181L130 183H125V181H123L124 184H122V188L123 189H126L127 186H132V187L135 186V193H134V195H135L138 192V180L135 181L133 178H129ZM122 180H123V177H122ZM115 181H113V182H115ZM101 182H104V181L103 180H99L97 183H101ZM87 183L88 184H91L90 182H87ZM3 185L4 184L1 183L0 184V187L3 186ZM12 186H13V184H11L10 186H5V187H8V188H11L12 189ZM77 196L79 197V191L77 192ZM36 202H39L41 204L42 208L44 209V214H42V215L41 214H38L37 215V217L39 218V226H40V219L43 218V219H47V220H51L52 221V224L50 225V227H52V228H58L60 226V218L62 217L63 212L66 211V210L59 209V208H65V207H59L56 204H54L52 201L51 202L56 207H53L50 204H46V206H45L44 205V202H42V200L35 201V203ZM129 204H130V202H129ZM50 210H51L52 213L50 212ZM252 211L256 215L264 214V213H262V211H264V208L259 209L257 207L256 208V212H254L253 209H252ZM68 218H69V216H68ZM68 218H67V222L69 223ZM74 220H75V217H74ZM18 223L21 226H24V223H21V222H18ZM13 225L11 224V226H13ZM72 228H73L72 230H73L74 235L82 243L83 242L82 240H84L83 238L87 234L86 230L76 228V227L73 226V224H72ZM24 229H25V234L30 236L31 242H32L33 246L35 248H37V250L41 254H43V242L40 239V237L43 235V231L41 230L39 233H37L36 231L31 230L29 228H24ZM6 232H10V234H12V236H9L8 238H6L5 237L6 234H3L2 235L3 238H4L2 242H5V245L4 246H6L9 242H18L19 241V239H20L19 232L16 229V227H15V229H9ZM81 237H83V238L81 239ZM195 245H196V243H195ZM82 246H85V245H82ZM61 247H63V246L61 245ZM75 250H76V246L75 245H73L72 247H70L68 249L69 252L75 251ZM92 250H94V249L92 248ZM28 255H29V258L30 259H34V256H33L32 253H28ZM1 262L3 264H7V260L4 257H3V260H1Z\"/></svg>","mask_w":264,"mask_h":264},{"label":"water","instance_id":"obj_5","mask_svg":"<svg viewBox=\"0 0 264 264\" xmlns=\"http://www.w3.org/2000/svg\"><path fill=\"white\" fill-rule=\"evenodd\" d=\"M145 1H147V2H154L155 0H145ZM160 2H161V6H162V12H163V0H160ZM211 7H212V0H211V5H210V8H209V20H210V28H211V30H212V24H211ZM161 20H162V18L160 19V25H161V27L170 35V37L172 38V40H173V42H174V52H175V56H176V60H177V64H178V68H179V71H180V74H181V76H182V79H183V82H184V84L188 87V85H187V82L185 81V79H184V74H183V71H182V69H181V67H180V61H179V54L176 52V42H175V37H173L172 36V34H171V32L166 28V26L161 22ZM193 20H195L196 21V25L197 26H195L194 24H193ZM191 22H192V24H193V27H194V29H196L194 32H193V36H192V41H193V47H194V49H195V51H196V54H197V56H198V58L201 60V62L205 65V71H204V74H205V77L208 79V81H209V83L210 84H212L213 86H215V83L217 82V75H216V73H215V81L214 82H212L211 80H210V78H209V76H208V72H207V67H206V64L204 63V61L202 60V58L200 57V55L198 54V50H197V47H196V44H195V36H196V34L198 33L199 35H200V37L202 38V40L207 44V45H209V46H213L212 44H210L205 38H204V36L199 32V23H198V18L197 17H195V16H193L192 18H191ZM212 32H213V30H212ZM213 35H214V33H213ZM214 37H215V35H214ZM28 55H26V56H24V57H18L14 62H13V64H12V70L17 74V78L20 80V87H21V90L25 93V95L26 96H28V108L29 109H31V106H32V100H31V97H30V95L25 91V89L23 88V86H22V80H21V78H20V76L18 75V73L15 71V69H14V67H15V65H16V63L17 62H19V61H22V60H24L26 57H27ZM230 79H231V76H230ZM232 80V79H231ZM233 89H234V91H236L235 90V87H234V84H233ZM197 95H199L201 98H202V100L204 101V103H205V106H206V104H207V102L204 100V97H203V95H202V93H200L197 89H195V88H193L192 89ZM53 92H52V94H51V97H50V109H49V114H48V121H49V127H51L52 128V138L53 139H55V140H58V139H56V138H54L53 137V133H54V125H55V121H54V114H55V101H53L52 100V96H53ZM238 94V93H237ZM239 95V94H238ZM0 104L2 105V106H4V107H6V108H8V109H10V110H12L15 114H27V115H29L28 114V112H27V110L25 111V112H17L11 105H5L2 101H0ZM192 110H195V111H202V110H198V109H196V108H191V109H187L186 111H192ZM188 120H190L191 122H192V124H193V126H194V128H195V131H196V133H197V135H198V137H199V132H198V130L196 129V127H195V122L192 120V118L190 117V116H187V115H184ZM51 117V118H50ZM214 120H224V121H227V122H232V123H235V124H240V123H238V122H235V121H228V120H225L223 117H217V116H215V115H213L212 116V121H213V126L216 128V126H215V123H214ZM241 125H243V124H241ZM217 130V129H216ZM217 138L219 139V137H218V132H217ZM47 140L50 142V144L52 145V143H51V141L48 139V131H47ZM60 141V140H59ZM61 142V141H60ZM53 147H55L54 145H52V148ZM65 153H66V155L68 156V153H67V151H66V149H65ZM224 153H221L220 154V156L219 157H221L222 155H223ZM50 156H51V160H52V164H53V167H54V160H53V156H52V149H51V152H50ZM218 157V158H219ZM217 158V159H218ZM216 161H214V162H212V164L213 163H215ZM202 163V162H201ZM70 164V163H69ZM69 176H70V178L72 179V176H71V166H70V172H69ZM32 181H34V180H32ZM38 186H39V188H41L43 191H44V189H43V187L39 184V183H37L36 181H34ZM72 182H73V193H74V196H73V199L71 200V201H68L67 203H65V204H63V205H61V204H58L56 201H54V200H52V198L50 197V196H48V194L44 191V193L50 198V200L53 202V203H55L56 205H58L59 207H67V206H69L70 204H72V202L75 200V184H74V181L72 180ZM9 186V185H8ZM41 205V204H40ZM38 214H44V209L42 208V206H41V211H39V213Z\"/></svg>","mask_w":264,"mask_h":264},{"label":"bare ground","instance_id":"obj_6","mask_svg":"<svg viewBox=\"0 0 264 264\" xmlns=\"http://www.w3.org/2000/svg\"><path fill=\"white\" fill-rule=\"evenodd\" d=\"M123 196V195H122Z\"/></svg>","mask_w":264,"mask_h":264}]
</instances>
